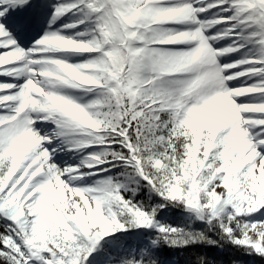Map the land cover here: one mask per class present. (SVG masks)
<instances>
[{"label": "snow or ice", "instance_id": "1", "mask_svg": "<svg viewBox=\"0 0 264 264\" xmlns=\"http://www.w3.org/2000/svg\"><path fill=\"white\" fill-rule=\"evenodd\" d=\"M0 78V264L264 261V0H0Z\"/></svg>", "mask_w": 264, "mask_h": 264}]
</instances>
